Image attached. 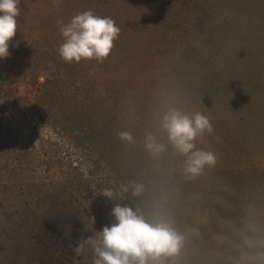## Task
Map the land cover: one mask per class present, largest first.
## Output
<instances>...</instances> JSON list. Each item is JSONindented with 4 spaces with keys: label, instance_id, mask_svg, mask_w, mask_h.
<instances>
[{
    "label": "trees",
    "instance_id": "16d2710c",
    "mask_svg": "<svg viewBox=\"0 0 264 264\" xmlns=\"http://www.w3.org/2000/svg\"><path fill=\"white\" fill-rule=\"evenodd\" d=\"M235 3L245 12L264 10V0H19L9 55L0 59V264H92L88 244L79 255L75 248L113 222L116 203L146 218L162 215L184 235L166 264H234L243 224L232 207L215 217L210 210L229 199L231 187L217 186L207 166L187 174L186 157L173 149L160 118L176 108L216 120V108L230 113L241 105L240 120L258 114L264 121L259 96L248 87L239 92L220 74L232 47L226 35L240 26L223 7ZM85 10L110 17L120 33L103 61L65 62L57 53L59 25ZM40 76L46 92L30 112L47 132L42 136L12 91ZM149 134L162 151L146 148ZM194 144L217 160L223 155L212 132ZM216 170L237 179L231 168ZM130 183L141 186L137 195L131 187L119 191ZM104 188L118 193L114 201L99 195Z\"/></svg>",
    "mask_w": 264,
    "mask_h": 264
},
{
    "label": "clouds",
    "instance_id": "9594fccd",
    "mask_svg": "<svg viewBox=\"0 0 264 264\" xmlns=\"http://www.w3.org/2000/svg\"><path fill=\"white\" fill-rule=\"evenodd\" d=\"M19 0H0V59L9 55V42L17 30ZM62 43L57 53L65 62H79L81 59L103 61L113 47L120 29L107 16L85 10L73 15L68 23L59 25ZM160 127L166 133L173 149L186 157L184 171L198 175L207 167H214L217 155L210 150L197 148L194 140L213 131L210 119L200 111L184 113L176 108L168 109L160 118ZM118 137L128 142L132 136L119 132ZM146 148L153 152L163 150L150 134L146 136ZM137 195L141 186L120 185L119 191ZM118 193L104 188L99 195L114 201ZM113 222L94 230V236L84 239L75 248L79 255L88 244L92 252V264H166L168 258L178 254L185 237L178 233L166 217L155 214L146 218L138 209L120 206L116 203L110 212ZM239 243L234 244L238 256L234 264H264V226L249 219L237 232Z\"/></svg>",
    "mask_w": 264,
    "mask_h": 264
},
{
    "label": "rangeland",
    "instance_id": "374dc122",
    "mask_svg": "<svg viewBox=\"0 0 264 264\" xmlns=\"http://www.w3.org/2000/svg\"><path fill=\"white\" fill-rule=\"evenodd\" d=\"M241 5L235 3L231 7L224 6L232 14L235 24L239 23L235 28V32L230 31L226 35L232 40L230 44V56L221 70L220 74L226 80H231L235 89L242 91L249 88L250 95L259 96L258 107L264 108V10L258 9L244 11L240 9ZM245 12V13H244ZM244 15V16H243ZM243 16L241 21L240 17ZM233 38V39H232ZM162 38L157 39V43ZM44 76H40L32 85L26 82H20L13 86V99L20 113L26 114L31 125L39 136L45 135L44 127L36 119V111L31 113L30 110H38L41 104L38 97L44 96L46 89L40 85ZM229 83L226 81V84ZM37 91V92H36ZM43 92L39 95L38 92ZM45 100V99H44ZM263 103H262V102ZM221 103L219 106H222ZM227 106V105H226ZM229 107V106H227ZM241 109L240 113L234 114L237 109ZM237 109L216 110L218 112L217 119L210 120L213 131L212 133L221 138V151L223 154L214 167H206L205 173L212 179L216 185L231 187L228 194L229 199L225 198L219 201L217 208L211 207L214 217L222 213L223 206L232 207L236 213V220L244 224L249 219L259 221L264 226V121L261 115L256 114L258 120L247 119L240 120L239 115L244 106ZM215 110V111H216ZM252 113V111H248ZM253 114V113H252ZM248 115V114H247ZM246 116V114H245ZM223 136V137H222ZM233 169L237 174L236 178H230L226 173L217 172L216 169ZM196 189L202 193V196H208L204 186L194 183ZM226 195V196H228ZM225 197V196H224ZM217 214H216V213ZM235 215V214H234ZM217 256V255H216ZM204 258V256H203Z\"/></svg>",
    "mask_w": 264,
    "mask_h": 264
}]
</instances>
